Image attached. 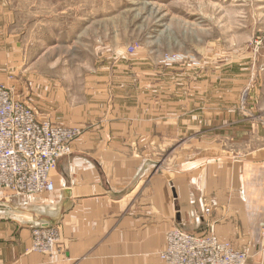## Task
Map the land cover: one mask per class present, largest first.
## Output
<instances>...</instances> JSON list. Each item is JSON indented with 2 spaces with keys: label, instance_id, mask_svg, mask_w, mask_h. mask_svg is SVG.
Here are the masks:
<instances>
[{
  "label": "crops",
  "instance_id": "crops-1",
  "mask_svg": "<svg viewBox=\"0 0 264 264\" xmlns=\"http://www.w3.org/2000/svg\"><path fill=\"white\" fill-rule=\"evenodd\" d=\"M215 82L194 99L173 88L162 113L134 89L100 119L74 101L73 119H50L83 132L50 173L52 192L0 200V264H169L160 257L167 233L204 234L208 224L248 264H264V68L243 100ZM44 226L59 230L52 254L30 249Z\"/></svg>",
  "mask_w": 264,
  "mask_h": 264
},
{
  "label": "rangeland",
  "instance_id": "rangeland-1",
  "mask_svg": "<svg viewBox=\"0 0 264 264\" xmlns=\"http://www.w3.org/2000/svg\"><path fill=\"white\" fill-rule=\"evenodd\" d=\"M4 24L0 85L47 120L73 119V101L100 119L134 89L162 113L173 88L194 99L214 76L243 100L264 68V0H0Z\"/></svg>",
  "mask_w": 264,
  "mask_h": 264
},
{
  "label": "built area",
  "instance_id": "built-area-1",
  "mask_svg": "<svg viewBox=\"0 0 264 264\" xmlns=\"http://www.w3.org/2000/svg\"><path fill=\"white\" fill-rule=\"evenodd\" d=\"M82 132L80 127L39 120L30 106L0 85V200L52 192L50 173L72 152V143ZM262 232L264 245V227ZM57 242V226L37 227L30 249L52 254ZM160 256L169 264H248L249 260L246 251L221 240L213 224L204 234L171 229Z\"/></svg>",
  "mask_w": 264,
  "mask_h": 264
}]
</instances>
